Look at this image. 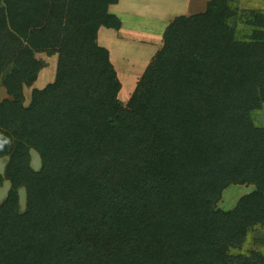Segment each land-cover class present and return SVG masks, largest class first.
Wrapping results in <instances>:
<instances>
[{
    "label": "trees",
    "instance_id": "16d2710c",
    "mask_svg": "<svg viewBox=\"0 0 264 264\" xmlns=\"http://www.w3.org/2000/svg\"><path fill=\"white\" fill-rule=\"evenodd\" d=\"M118 2L0 0V264H214L206 253L264 228V17L244 37L229 0L175 19L124 107L98 43L122 28ZM40 53L59 55L57 78L26 107ZM245 183L256 190L236 210H214Z\"/></svg>",
    "mask_w": 264,
    "mask_h": 264
},
{
    "label": "rangeland",
    "instance_id": "374dc122",
    "mask_svg": "<svg viewBox=\"0 0 264 264\" xmlns=\"http://www.w3.org/2000/svg\"><path fill=\"white\" fill-rule=\"evenodd\" d=\"M228 4L229 7L235 11L232 19L238 20V35L240 37H244V34L250 32L251 27L247 25V22L250 21V19L254 20L264 17V0H229ZM126 21L127 20H125V23L127 25L128 22ZM146 39L148 38L141 40ZM124 40H127V37ZM148 41L151 40L148 39ZM163 45L164 41L160 45V48H162ZM152 46V44L135 45L130 43L129 45L126 44L118 52L117 50H113V59L115 60L116 65L115 67H118L119 73L123 79H121V76L119 77L118 71L115 69L117 76L120 82L123 81L122 83H125L127 86V91H125L123 94L120 91L117 96L124 107L128 105L134 94V91L130 92L128 90L132 85V80L134 79L133 76L137 77L139 82L145 73L146 69L143 70L141 75L137 76L139 71L142 70L144 64L146 63L147 57L149 56L147 55L148 50L153 48ZM36 58L42 61L45 66L39 72L37 81L33 84V86L24 88V105L26 107H28L32 101V93L34 89L38 88L39 90H43L48 85L53 84L57 78L59 60L58 54L48 56L45 53H40L36 54ZM130 72H132V74H129ZM252 116L253 121L257 126L264 127V106L261 109L254 111ZM30 156V167L35 171H40L43 167V162L39 153L35 150H31ZM8 161V156L0 157L1 176H4L5 174ZM11 188V182L5 179L3 184L0 185V203H3L5 200H7ZM255 190L256 187L252 184H231L221 192L220 197L215 201L214 210H219L224 213H231L237 209L244 197L253 193ZM18 198L19 209L22 213H24L27 208V193L25 188L18 190ZM222 253H225V263H222L220 260H218ZM206 254L208 256H212L211 259H209V263L214 264H253L255 261H264V228L260 225L249 227L244 236L237 238L232 243L227 241L223 243L221 247L216 250V256H214L211 252Z\"/></svg>",
    "mask_w": 264,
    "mask_h": 264
},
{
    "label": "crops",
    "instance_id": "0c3cea01",
    "mask_svg": "<svg viewBox=\"0 0 264 264\" xmlns=\"http://www.w3.org/2000/svg\"><path fill=\"white\" fill-rule=\"evenodd\" d=\"M211 1L212 0H119L118 4L109 7V12L121 19L122 28L116 31L114 29L101 27L98 32V43L109 51L110 60L114 67L116 65L113 59V50H117L118 52L126 44L129 45L130 43L135 45L152 44L153 48L148 50L147 55L149 56L147 57V61L142 70L139 71V74H137V76H139L144 69L148 68L151 60L154 59L156 53L161 49L160 45L163 42L164 33L168 26L179 17H191L203 13ZM125 20L128 22L127 25ZM126 37L127 40H124ZM144 38H148L151 41H148V39L141 40ZM115 69L118 71L120 77L121 74L119 73L118 67H115ZM129 74H132V72ZM133 78L132 85L130 89H128L130 92L135 91L138 83L137 77L133 76ZM121 79H123L122 76ZM126 87L125 83H122V94L127 91ZM0 96V101L9 98L5 88L0 87Z\"/></svg>",
    "mask_w": 264,
    "mask_h": 264
}]
</instances>
